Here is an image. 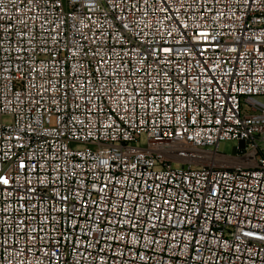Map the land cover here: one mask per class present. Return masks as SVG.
<instances>
[{
    "label": "built area",
    "instance_id": "obj_1",
    "mask_svg": "<svg viewBox=\"0 0 264 264\" xmlns=\"http://www.w3.org/2000/svg\"><path fill=\"white\" fill-rule=\"evenodd\" d=\"M0 177V264H264V0H0Z\"/></svg>",
    "mask_w": 264,
    "mask_h": 264
},
{
    "label": "rangeland",
    "instance_id": "obj_2",
    "mask_svg": "<svg viewBox=\"0 0 264 264\" xmlns=\"http://www.w3.org/2000/svg\"><path fill=\"white\" fill-rule=\"evenodd\" d=\"M238 142L235 140H225L222 142V145L220 147V152L226 154V155H230L233 153V146H235ZM140 145L141 146H145L146 145V139L142 138L140 141Z\"/></svg>",
    "mask_w": 264,
    "mask_h": 264
},
{
    "label": "snow or ice",
    "instance_id": "obj_3",
    "mask_svg": "<svg viewBox=\"0 0 264 264\" xmlns=\"http://www.w3.org/2000/svg\"><path fill=\"white\" fill-rule=\"evenodd\" d=\"M200 35H206V34L202 32V33H200ZM165 51H169V49H165ZM0 183L7 184L8 181H7V179L0 177Z\"/></svg>",
    "mask_w": 264,
    "mask_h": 264
}]
</instances>
